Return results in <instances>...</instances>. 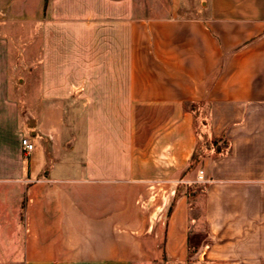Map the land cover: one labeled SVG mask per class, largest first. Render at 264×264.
<instances>
[{
  "label": "crops",
  "instance_id": "crops-1",
  "mask_svg": "<svg viewBox=\"0 0 264 264\" xmlns=\"http://www.w3.org/2000/svg\"><path fill=\"white\" fill-rule=\"evenodd\" d=\"M33 2L0 0L13 215L0 250L19 264H264V0H172L148 19L129 0ZM19 24L39 27L23 69ZM196 122L207 141L192 172Z\"/></svg>",
  "mask_w": 264,
  "mask_h": 264
},
{
  "label": "rangeland",
  "instance_id": "rangeland-1",
  "mask_svg": "<svg viewBox=\"0 0 264 264\" xmlns=\"http://www.w3.org/2000/svg\"><path fill=\"white\" fill-rule=\"evenodd\" d=\"M182 4H195V6H201V2L205 3L206 0H181ZM36 2V0H35ZM130 3L135 4L136 10L135 15L143 18H158V17H166L172 13V0H129ZM28 3L33 4V0H28ZM3 30V28H1ZM12 33V43L15 42L16 48L12 49V58L11 62L19 65V68H26L30 63H36L35 55L39 51V40L37 39V35L39 33V27L32 26L28 27V25L19 24L18 27L11 28ZM5 31V30H4ZM27 55V56H26ZM34 56L32 59L29 56ZM13 66V65H12ZM19 75V73H18ZM17 81V80H16ZM198 146L195 151L196 159L193 163H191V171L193 172L197 167L201 158V154L206 149V138L202 136H198ZM2 193L10 192L11 188L8 187H0ZM200 182L194 181L190 187L187 189V196L190 199V203L193 205H198L201 201V190ZM184 188L181 186L178 187V193H182ZM8 195V194H6ZM0 207L2 209L0 222L2 226H8L9 216L12 214L9 212V208L12 207V204L6 203L7 201L0 200ZM23 208V205H21ZM199 208V205H198ZM199 211V209H198ZM198 216L199 212H196ZM13 216V215H12ZM18 217V216H17ZM9 241L8 234L0 235V242L2 243V248L4 247V243ZM196 242H200L201 239L199 236L195 239ZM21 252H14L2 249L0 250V264H19V254ZM140 264H168V261L164 262V259L161 261H143Z\"/></svg>",
  "mask_w": 264,
  "mask_h": 264
},
{
  "label": "built area",
  "instance_id": "built-area-1",
  "mask_svg": "<svg viewBox=\"0 0 264 264\" xmlns=\"http://www.w3.org/2000/svg\"><path fill=\"white\" fill-rule=\"evenodd\" d=\"M21 144L23 147L24 152L29 153L34 149V143H32V141L28 138V137H22L21 139ZM203 178V171L200 170L198 179H202Z\"/></svg>",
  "mask_w": 264,
  "mask_h": 264
},
{
  "label": "trees",
  "instance_id": "trees-1",
  "mask_svg": "<svg viewBox=\"0 0 264 264\" xmlns=\"http://www.w3.org/2000/svg\"><path fill=\"white\" fill-rule=\"evenodd\" d=\"M193 110H194V113L197 116V114H199V112H198L199 108L194 105L193 106ZM195 125H196V129H197L198 136H202V133L200 132V127H199L200 126V123L196 122ZM195 160H197V159H196V155H195V152H194V154L192 156L191 163H193Z\"/></svg>",
  "mask_w": 264,
  "mask_h": 264
}]
</instances>
